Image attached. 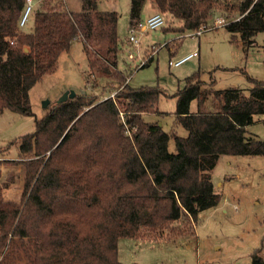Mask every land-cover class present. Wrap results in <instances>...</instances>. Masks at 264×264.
Segmentation results:
<instances>
[{
  "label": "trees",
  "instance_id": "16d2710c",
  "mask_svg": "<svg viewBox=\"0 0 264 264\" xmlns=\"http://www.w3.org/2000/svg\"><path fill=\"white\" fill-rule=\"evenodd\" d=\"M146 1L131 0L130 26L141 21ZM150 1L179 21L173 30L161 28L166 31L206 32L220 11L232 42L252 46L264 32V0ZM27 2L0 0V115L33 116L31 90L56 72L77 40L88 58L89 81L107 74L124 86L114 98L95 102L76 95L54 105L36 119L34 132L7 146L19 148L24 184L18 200L3 196L8 185L0 187V264H122L120 239L151 238L219 206L211 173L221 156H264V140L247 131L264 114V81L248 76L246 95L215 90L214 80L207 84L194 73L175 95L176 121L188 135L169 134L144 117L160 115L162 90L134 89L118 70L117 12L100 11L98 0H82L80 12L44 6L25 32L20 24ZM175 230L172 237L181 233ZM261 252L252 254V264H264Z\"/></svg>",
  "mask_w": 264,
  "mask_h": 264
},
{
  "label": "rangeland",
  "instance_id": "374dc122",
  "mask_svg": "<svg viewBox=\"0 0 264 264\" xmlns=\"http://www.w3.org/2000/svg\"><path fill=\"white\" fill-rule=\"evenodd\" d=\"M130 3L131 0H98V9L119 14L118 70L128 76V85L134 89L159 87L163 92L158 103L160 115L145 114L148 122H158L169 134L175 132L187 137V130L176 121L175 95L184 87V80L198 71L207 84L215 81V90L239 89L246 95L252 87L248 76L264 81V32L254 37L252 46H244L239 38L236 42L231 41L232 35L224 27L226 21L220 11L213 14L209 28L200 36L166 31V28L173 30L180 24L166 15V28L140 34L136 46L128 41ZM63 5L69 12H80L83 8L82 0H32V10L23 31L33 30L36 9ZM150 7L151 2L147 0L142 15ZM236 16H230L229 20ZM194 52L199 53V57L178 67L173 66L174 62ZM151 57L153 60L149 65L142 68V64ZM89 72L83 43L74 41L70 50L60 56L56 72L46 76L31 90L33 116H21L10 111L0 115V187L8 185L3 191L5 198L11 194L19 199L24 184V166L17 159L19 148L15 145L6 149L10 143L34 132L36 119L44 117L66 94H89L90 99L97 102L114 98L124 86L107 74L96 75L89 81ZM197 109V102L193 101L191 111L196 112ZM247 131L249 136L264 140V114L256 116ZM169 150L175 152L173 139L169 142ZM211 175L214 190L221 195L218 207L202 212L196 221L183 217L151 238L120 239V262L252 264V254L259 248H262L264 259V156L223 155ZM172 229L181 233L172 237ZM158 237L162 239H153Z\"/></svg>",
  "mask_w": 264,
  "mask_h": 264
},
{
  "label": "built area",
  "instance_id": "2783aa9c",
  "mask_svg": "<svg viewBox=\"0 0 264 264\" xmlns=\"http://www.w3.org/2000/svg\"><path fill=\"white\" fill-rule=\"evenodd\" d=\"M28 7L26 9V12L21 20V27H24L29 19V15L31 13L32 10V0H28ZM166 25V18L164 15L160 14V13H154L153 15L149 16L148 18H146L145 20H141L138 23H136L135 25L130 26L129 29V42L132 44H135L136 46H138L139 44V35L142 33H147L149 31L152 30H157L160 28H163ZM204 31L200 30L197 32H193L192 35H196V36H200L201 34H203ZM194 57H198V53L194 52L191 53L183 58H181L180 60H177L176 62L173 63L174 67H178L184 63H186L187 61L191 60Z\"/></svg>",
  "mask_w": 264,
  "mask_h": 264
},
{
  "label": "crops",
  "instance_id": "0c3cea01",
  "mask_svg": "<svg viewBox=\"0 0 264 264\" xmlns=\"http://www.w3.org/2000/svg\"><path fill=\"white\" fill-rule=\"evenodd\" d=\"M151 2V1H150ZM143 12V11H142ZM157 11L155 10V8L152 6L149 9V11L145 14V15H141V20H145L146 18H148L149 16L153 15L154 13H156ZM198 57H199V53H198ZM6 161V160H5ZM18 198V197H17ZM17 198H13L10 194L9 198L6 199H14V200H18Z\"/></svg>",
  "mask_w": 264,
  "mask_h": 264
},
{
  "label": "water",
  "instance_id": "95a60500",
  "mask_svg": "<svg viewBox=\"0 0 264 264\" xmlns=\"http://www.w3.org/2000/svg\"><path fill=\"white\" fill-rule=\"evenodd\" d=\"M76 95H74V94H72V95H70L69 96V94H66L65 96H64V98L62 99V101L61 102H63V101H66L68 98H74Z\"/></svg>",
  "mask_w": 264,
  "mask_h": 264
}]
</instances>
